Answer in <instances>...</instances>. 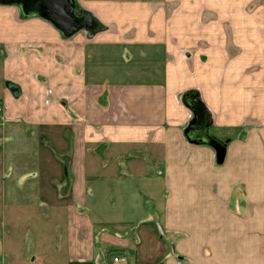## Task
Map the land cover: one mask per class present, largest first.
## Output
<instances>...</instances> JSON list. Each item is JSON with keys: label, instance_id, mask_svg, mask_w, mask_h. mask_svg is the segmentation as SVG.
I'll return each mask as SVG.
<instances>
[{"label": "crops", "instance_id": "0c3cea01", "mask_svg": "<svg viewBox=\"0 0 264 264\" xmlns=\"http://www.w3.org/2000/svg\"><path fill=\"white\" fill-rule=\"evenodd\" d=\"M73 1L101 32L0 4V264L47 257L43 227L62 264H137L156 219L163 264H264V0Z\"/></svg>", "mask_w": 264, "mask_h": 264}, {"label": "water", "instance_id": "95a60500", "mask_svg": "<svg viewBox=\"0 0 264 264\" xmlns=\"http://www.w3.org/2000/svg\"><path fill=\"white\" fill-rule=\"evenodd\" d=\"M28 0H0L1 5H16L23 17H39L51 23L64 38H69L75 33L84 30L90 36L103 30V26L89 12L77 10L73 0H35L37 9L26 8ZM184 105L193 113L194 120L199 123V117L195 113V104L199 103L196 94H188L183 99ZM209 121L203 126L202 131L206 144L216 153H225V143L220 142L209 133ZM223 145V146H222Z\"/></svg>", "mask_w": 264, "mask_h": 264}, {"label": "rangeland", "instance_id": "374dc122", "mask_svg": "<svg viewBox=\"0 0 264 264\" xmlns=\"http://www.w3.org/2000/svg\"><path fill=\"white\" fill-rule=\"evenodd\" d=\"M255 1L256 0H241V8H242L243 14L246 15L245 18H248V14L254 11L255 6H256ZM239 138H243V135H240ZM54 152L58 154L56 151ZM55 153H54V156L56 155ZM58 156L60 155L58 154ZM224 158H225V153L224 155L222 153H219V154L216 153V156H215L216 165L222 167L224 164ZM149 171L155 172L161 175L163 173L162 162L160 161L154 169H151ZM236 197H237L236 193L233 192L230 197L231 205L229 204L231 210L233 209V206H232L233 198H236ZM155 223L156 224L151 225L150 229L146 228V233H143L144 241L136 249L137 256H138L137 264H163L164 256L167 254L166 251L164 250L165 246L163 245V242L165 240H169V238L172 236L169 235L164 230L163 226L161 225V223H158L157 219L155 220ZM43 230H44V235H43L44 243L47 245H45L46 247L43 248L42 250H44V254H47V257L44 256L43 259L39 258L35 264H39V263L40 264H62V252L61 251L58 252V249L54 245H52L54 241L53 231L51 230L50 227L48 228L43 227ZM20 231L21 230H18L17 233L15 234V236L17 235L16 237H18L17 244H18V247L21 245L22 247L25 248L28 245L27 243L28 241L25 237H23L24 236L23 233L20 234ZM99 251L101 252L102 264H114L112 260L114 255H118L119 257L117 258L121 257L120 252H116L115 250H110V249L108 250V248L106 247L100 248ZM29 254L30 253H26L24 256V258L28 256V261L30 258ZM124 259L126 263V259H128V257L126 256L124 257ZM23 261L24 263H27L26 259ZM131 262H133V260H129V264H131ZM20 263L21 262L18 261L17 264H20ZM24 263L22 262V264Z\"/></svg>", "mask_w": 264, "mask_h": 264}, {"label": "trees", "instance_id": "16d2710c", "mask_svg": "<svg viewBox=\"0 0 264 264\" xmlns=\"http://www.w3.org/2000/svg\"><path fill=\"white\" fill-rule=\"evenodd\" d=\"M74 5H75L77 10H81L80 8H78L76 6L75 3H74ZM195 105H197L196 108H197V111H198V115H199V117H200V119H201V121L203 123L204 121L207 120V113L205 111V108L200 102L196 103ZM70 264H88V263H86V262H71Z\"/></svg>", "mask_w": 264, "mask_h": 264}, {"label": "flooded vegetation", "instance_id": "af4514ba", "mask_svg": "<svg viewBox=\"0 0 264 264\" xmlns=\"http://www.w3.org/2000/svg\"><path fill=\"white\" fill-rule=\"evenodd\" d=\"M26 8L30 9V10H36L37 9V2H35V0H28V2L26 3ZM197 105H195V113L197 114V116L199 117L198 115V111H197V108H196ZM199 123H198V126L201 125V126H204L206 124V121H204L202 123L200 117H199Z\"/></svg>", "mask_w": 264, "mask_h": 264}, {"label": "built area", "instance_id": "2783aa9c", "mask_svg": "<svg viewBox=\"0 0 264 264\" xmlns=\"http://www.w3.org/2000/svg\"><path fill=\"white\" fill-rule=\"evenodd\" d=\"M113 263H115V264H123V263H125V259L122 258V257H120V258L115 257L113 259Z\"/></svg>", "mask_w": 264, "mask_h": 264}]
</instances>
